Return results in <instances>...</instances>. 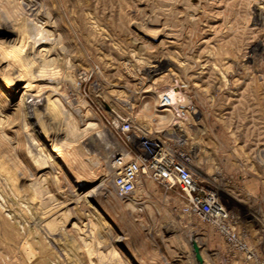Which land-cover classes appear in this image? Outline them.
Returning <instances> with one entry per match:
<instances>
[{
  "label": "rangeland",
  "instance_id": "rangeland-1",
  "mask_svg": "<svg viewBox=\"0 0 264 264\" xmlns=\"http://www.w3.org/2000/svg\"><path fill=\"white\" fill-rule=\"evenodd\" d=\"M23 29L51 73L28 64ZM174 78L198 113L157 129ZM126 119L178 128L264 264V0H0V264H198L193 240L205 264H256L186 215L179 190L145 182L117 198L109 165L125 144L112 122Z\"/></svg>",
  "mask_w": 264,
  "mask_h": 264
},
{
  "label": "built area",
  "instance_id": "built-area-1",
  "mask_svg": "<svg viewBox=\"0 0 264 264\" xmlns=\"http://www.w3.org/2000/svg\"><path fill=\"white\" fill-rule=\"evenodd\" d=\"M157 108L173 114L174 128L192 121L198 113L189 82L179 78H174L158 94ZM112 126L125 144L123 152L112 155L109 165L117 198L130 200L143 190L145 182L179 190L185 200L186 215L217 225L229 246L242 252L248 261L261 264L229 223L231 213L223 206L218 193L207 188L200 174L192 169L191 155L177 141L178 128L156 134L137 129L132 119L113 121Z\"/></svg>",
  "mask_w": 264,
  "mask_h": 264
},
{
  "label": "bare ground",
  "instance_id": "bare-ground-1",
  "mask_svg": "<svg viewBox=\"0 0 264 264\" xmlns=\"http://www.w3.org/2000/svg\"><path fill=\"white\" fill-rule=\"evenodd\" d=\"M27 23H28V21H27ZM26 23V24H27ZM27 26V25H26ZM28 28V27H27ZM35 28V27H34ZM39 29V28H38ZM168 29V28H167ZM169 30V29H168ZM21 31V34H22V38H21V40H25V41H27L28 39L30 40L31 39V37H30V35L31 34H29L27 31H25L24 29L23 30H20ZM19 31V32H20ZM42 32V31H41ZM160 33V32H159ZM42 43L41 42H39V41H37V42H29L28 43V41L27 42H25V46L27 45L28 46V49L30 50L29 51V54L26 56V60H27V62H28V64H31V63H36L37 65H38V67H39V73H41V75L43 76L44 75V73H46L47 74V72L49 71L48 69H50V65H48L46 62V64L43 62V60H41V58H39V57H41V55H39V57L37 56V54L35 55L34 53H35V48H37V47H41L40 45H41ZM36 45H38V46H36ZM23 46V45H22ZM26 48V47H25ZM35 50V51H34ZM25 52V51H24ZM26 52H28V51H26ZM45 56V55H44ZM50 57V56H49ZM25 59V58H24ZM44 59V58H43ZM49 59V58H48ZM46 60V59H45ZM50 60H52V59H50ZM49 60V61H50ZM47 61V60H46ZM33 63V64H34ZM53 63V62H52ZM160 64V63H159ZM30 66H32V67H34L33 65H30ZM158 66H160V65H158ZM158 66H155L156 68L158 67ZM26 67V66H25ZM24 68V67H23ZM52 70H53V68H52ZM54 71V70H53ZM60 72V71H59ZM43 73V74H42ZM50 73H51V69H50ZM45 74V75H46ZM40 75V74H39ZM45 77V76H44ZM36 78H38V76L36 77ZM38 80H44L41 76L38 78ZM32 83V80H30V83L28 84V86H30V85H32L31 84ZM149 92V91H148ZM55 102H58V100L57 101H55ZM59 103V102H58ZM59 106V105H58ZM152 108V107H151ZM157 108V107H156ZM155 108V109H156ZM154 109V112L152 113V122H153V124H154V126L157 128V129H166L167 127H169L171 124L172 125H174L175 123H174V119H173V122L172 123H170V121H172V119H170V114H169V112L168 111H165V110H163V111H161V110H159L158 108H157V110H155ZM59 110H60V108H59ZM64 116V115H63ZM71 118V117H70ZM96 128H97V125L96 124H93V123H89L88 124V127H86V128H84L83 129V131H82V134H89V132H91V131H94V130H96ZM79 130V129H78ZM64 132V131H63ZM75 133V132H74ZM79 133H80V130H79ZM86 136V135H85ZM74 142V141H73ZM79 143V142H78ZM65 145V144H64ZM67 145V144H66ZM65 145V146H66ZM60 146V145H59ZM60 148V147H59ZM63 148L65 149V147L61 144V150L60 151H63ZM71 149V148H70ZM60 157V156H59ZM191 167H192V169H194L196 172H197V170H196V168L193 166V164L191 163ZM94 233V232H93ZM193 241H195L196 243H197V245L199 246V248H200V254H201V257H202V259H203V264H205V261H206V257H205V255H204V253H202V251H201V247H200V245L198 244V242L196 241V240H193ZM202 243V242H201ZM193 247V246H192ZM193 250H194V248H193ZM194 254H195V252H194ZM208 256V255H207ZM195 258H196V255H195ZM197 261V260H196ZM197 263L199 264V262L197 261ZM208 264V263H207Z\"/></svg>",
  "mask_w": 264,
  "mask_h": 264
},
{
  "label": "water",
  "instance_id": "water-1",
  "mask_svg": "<svg viewBox=\"0 0 264 264\" xmlns=\"http://www.w3.org/2000/svg\"><path fill=\"white\" fill-rule=\"evenodd\" d=\"M192 246L194 248L196 260L199 262V264H203V259H202L201 254H200L199 246L197 245V243L195 241H192Z\"/></svg>",
  "mask_w": 264,
  "mask_h": 264
}]
</instances>
